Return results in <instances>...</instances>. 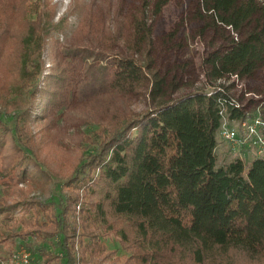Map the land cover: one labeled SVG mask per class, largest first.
Segmentation results:
<instances>
[{"label":"trees","instance_id":"1","mask_svg":"<svg viewBox=\"0 0 264 264\" xmlns=\"http://www.w3.org/2000/svg\"><path fill=\"white\" fill-rule=\"evenodd\" d=\"M160 4L155 2L156 11ZM193 12L224 36L203 58L209 78H252L264 66V0H196ZM42 30L40 0H0L1 87L36 97V115L48 126L62 107V116L97 124L85 137L95 147L64 181V197L56 204L22 198L18 183L27 178L26 155L12 143L13 129L0 115V242L29 239L31 264L261 262L264 154L225 161L215 153L221 107L227 119L244 115L227 88L173 96L178 83L149 77L139 59L124 56L106 93L71 103L69 95L82 78L80 59L54 51L43 75ZM147 82L151 106L129 109V95ZM76 108L83 114L73 115ZM33 114L14 128H25L26 138ZM106 235L115 236L126 254L108 249L101 240Z\"/></svg>","mask_w":264,"mask_h":264},{"label":"rangeland","instance_id":"2","mask_svg":"<svg viewBox=\"0 0 264 264\" xmlns=\"http://www.w3.org/2000/svg\"><path fill=\"white\" fill-rule=\"evenodd\" d=\"M156 1L70 0L62 11L63 0H40L45 34L43 75L50 70L54 51L66 59L78 57L82 78L72 89L69 102H83L106 93L118 58L132 56L144 64L149 77L158 74L165 76L168 84L178 83L173 96L222 85L248 114L259 111L264 116V66L252 78L235 79L230 75L209 78L203 58L223 43L224 36L194 18L196 0H161L160 11L155 9ZM2 74L0 63V115L13 129L12 143L20 145L27 159V178L18 183L19 195L56 204L59 197H64V181L86 153L94 149L95 144L85 137L92 134L97 124L62 116L66 110L62 107L53 124L46 125L36 115L39 108L36 97L25 96L12 87L6 92L1 87ZM149 88V82L145 83L141 91L129 95L125 105L135 112L146 110L151 106ZM29 111L34 114L29 121L30 138H26L25 128L20 133L14 128L22 126L21 118ZM71 111L73 115L84 112L79 108ZM216 137L218 144L225 145L218 133ZM28 240L13 238L0 242L3 264H12L10 256L20 247L29 251L31 264L34 254L25 245ZM101 240L117 256L126 254L115 236H102ZM35 256L39 257L37 253ZM258 264H264V259Z\"/></svg>","mask_w":264,"mask_h":264},{"label":"built area","instance_id":"3","mask_svg":"<svg viewBox=\"0 0 264 264\" xmlns=\"http://www.w3.org/2000/svg\"><path fill=\"white\" fill-rule=\"evenodd\" d=\"M234 77V76H233ZM234 106L241 107L244 115L237 119H227L224 113V107H221V123L217 133L229 149L240 158L248 153L252 156H261L264 154V116L258 111L248 114L241 103L233 101ZM29 251L24 248H18L11 256L12 264H29ZM3 264V260H1Z\"/></svg>","mask_w":264,"mask_h":264},{"label":"crops","instance_id":"4","mask_svg":"<svg viewBox=\"0 0 264 264\" xmlns=\"http://www.w3.org/2000/svg\"><path fill=\"white\" fill-rule=\"evenodd\" d=\"M215 153L217 154V156L223 157L225 161H229L234 157H237L228 147V145L225 143V145H221L218 144L217 141V145L215 147ZM252 157V154H248L246 153L245 155H243V159H249Z\"/></svg>","mask_w":264,"mask_h":264},{"label":"clouds","instance_id":"5","mask_svg":"<svg viewBox=\"0 0 264 264\" xmlns=\"http://www.w3.org/2000/svg\"><path fill=\"white\" fill-rule=\"evenodd\" d=\"M63 4H64L65 8L62 9V11L67 9V6L70 4V0H63Z\"/></svg>","mask_w":264,"mask_h":264},{"label":"bare ground","instance_id":"6","mask_svg":"<svg viewBox=\"0 0 264 264\" xmlns=\"http://www.w3.org/2000/svg\"><path fill=\"white\" fill-rule=\"evenodd\" d=\"M245 155V154H244Z\"/></svg>","mask_w":264,"mask_h":264}]
</instances>
